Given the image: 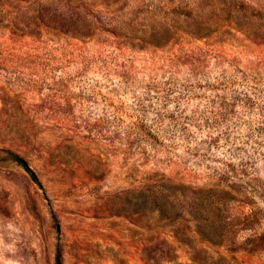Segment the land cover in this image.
<instances>
[{
    "label": "rangeland",
    "instance_id": "374dc122",
    "mask_svg": "<svg viewBox=\"0 0 264 264\" xmlns=\"http://www.w3.org/2000/svg\"><path fill=\"white\" fill-rule=\"evenodd\" d=\"M11 1L0 264H264V0ZM33 2L49 26L32 25ZM164 182L238 190L229 214L250 218L236 244L188 243L137 212L127 191Z\"/></svg>",
    "mask_w": 264,
    "mask_h": 264
},
{
    "label": "trees",
    "instance_id": "16d2710c",
    "mask_svg": "<svg viewBox=\"0 0 264 264\" xmlns=\"http://www.w3.org/2000/svg\"><path fill=\"white\" fill-rule=\"evenodd\" d=\"M33 3L27 4L23 10H37V20H33V24L36 27L40 25L49 26L48 20L41 13V9H36ZM0 7H6L10 12L20 11L22 7L15 5L11 0H0ZM8 17V16H7ZM14 27L20 24H25V21L20 18V15L13 14L6 18ZM70 22V19H64ZM72 22L68 24L71 25ZM91 24H88V29ZM61 29L63 24H58L54 28ZM17 160L21 162L26 170H28L34 179L35 173L20 157ZM256 180L252 182L254 186ZM165 186V187H164ZM176 186H174L175 188ZM182 187V186H181ZM228 187L232 188L228 184ZM238 190H229L221 184L215 185L207 190L196 191L195 193L188 194L181 189L175 191L171 190V186H166V182L162 184V188L156 192H150L146 189L127 191V194H133L136 201L137 212L142 211L145 208L151 207L156 211L160 218L167 220L170 226L173 227V234L175 237L182 241L190 243L193 236V231L196 232L202 240L211 244H224L229 243L236 244L235 231L237 228L244 227L249 224L248 216L232 217L229 214V203L237 199ZM188 196V201L183 202L179 195ZM243 193V192H239ZM242 195V194H241ZM254 215V214H253ZM252 215V216H253ZM194 249V248H193ZM195 262L196 257L193 256ZM58 264H61V260H58Z\"/></svg>",
    "mask_w": 264,
    "mask_h": 264
}]
</instances>
